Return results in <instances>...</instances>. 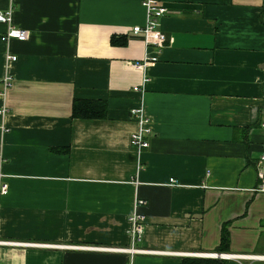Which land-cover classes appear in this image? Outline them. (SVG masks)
<instances>
[{"label": "crops", "instance_id": "1", "mask_svg": "<svg viewBox=\"0 0 264 264\" xmlns=\"http://www.w3.org/2000/svg\"><path fill=\"white\" fill-rule=\"evenodd\" d=\"M158 1L167 41L148 56L131 30L143 0H0L28 31L0 38V79L12 75L0 95V238L16 241L0 245V264L264 254V0ZM140 106L152 134L139 150ZM134 209L140 244L167 252L112 249L128 245Z\"/></svg>", "mask_w": 264, "mask_h": 264}, {"label": "built area", "instance_id": "2", "mask_svg": "<svg viewBox=\"0 0 264 264\" xmlns=\"http://www.w3.org/2000/svg\"><path fill=\"white\" fill-rule=\"evenodd\" d=\"M145 7V21L143 24H136L132 26V32L141 34L143 37L146 55L152 56L149 54L148 50L155 48L158 52L167 41V36L164 31L159 27V19L164 14L166 7L158 0H143ZM0 22L5 23L6 30L0 35V38L4 41L10 38H17L23 40L27 36V29L16 26L12 23L9 10L0 9ZM7 60L16 59V54L5 53ZM130 63L136 67H140L142 64L137 62ZM12 75L8 71L0 79V95L3 97L6 91L7 86L10 84ZM134 89H137L135 86ZM6 111V107H0V113L3 114ZM132 116L136 120L137 128L130 135V144L137 149H143L149 146L148 135L152 134L151 128V118L145 113L143 107H136L132 110ZM260 126L264 131V115L260 120ZM259 168L257 172L258 184L255 187L257 190L264 191V144L261 147L259 156ZM169 183H175L176 180L172 177L168 181ZM7 191L6 183H0V193L3 194ZM142 199L137 198L135 206L143 204ZM129 228L128 235L129 241L126 247H112V249L125 250L132 256L134 253L141 252H167L158 249H149L140 244L141 233L144 224V215L134 209L129 215ZM16 241H10L8 239L0 238L1 244H14ZM189 254L199 256V257H217V256H237L240 258H262L264 259V254H223L218 252H207V251H197V252H187ZM130 263V262H129ZM128 263V264H129Z\"/></svg>", "mask_w": 264, "mask_h": 264}, {"label": "trees", "instance_id": "3", "mask_svg": "<svg viewBox=\"0 0 264 264\" xmlns=\"http://www.w3.org/2000/svg\"><path fill=\"white\" fill-rule=\"evenodd\" d=\"M225 241V236L223 237ZM180 264H227L226 260L220 257H184Z\"/></svg>", "mask_w": 264, "mask_h": 264}, {"label": "rangeland", "instance_id": "4", "mask_svg": "<svg viewBox=\"0 0 264 264\" xmlns=\"http://www.w3.org/2000/svg\"><path fill=\"white\" fill-rule=\"evenodd\" d=\"M199 257V256H198Z\"/></svg>", "mask_w": 264, "mask_h": 264}]
</instances>
